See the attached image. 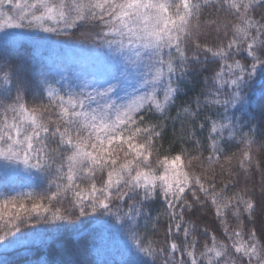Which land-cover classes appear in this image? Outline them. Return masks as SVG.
Instances as JSON below:
<instances>
[{
    "label": "snow or ice",
    "instance_id": "1",
    "mask_svg": "<svg viewBox=\"0 0 264 264\" xmlns=\"http://www.w3.org/2000/svg\"><path fill=\"white\" fill-rule=\"evenodd\" d=\"M206 10L225 13L210 21L214 45L201 43ZM197 75L199 94L178 106ZM253 121L264 125V0H0V248L55 244L54 264H264L253 215L264 173L259 192L232 191L233 159L245 185L259 171L244 132ZM169 123L197 148L207 129L208 155L160 156ZM233 141L239 155L225 156ZM217 165L228 177L219 186ZM157 198L162 242L148 235ZM203 209L223 239L208 227L203 244L192 235L186 214ZM72 245L90 259L69 258Z\"/></svg>",
    "mask_w": 264,
    "mask_h": 264
},
{
    "label": "trees",
    "instance_id": "2",
    "mask_svg": "<svg viewBox=\"0 0 264 264\" xmlns=\"http://www.w3.org/2000/svg\"><path fill=\"white\" fill-rule=\"evenodd\" d=\"M225 13H213L210 14L208 10L205 11V14L201 17V31L204 35L201 38V43H208L209 45H214L217 42V32L216 28L211 25L210 21L215 20L217 16L223 17ZM83 31V30H81ZM79 35V33H77ZM220 39H226L224 37H220ZM58 48V47H57ZM58 51L60 49L58 48ZM26 55H31V50L29 49L25 53ZM52 53V49L50 48L48 51L44 53L45 56L50 55ZM36 61L39 63L40 58L36 57ZM198 67V66H193ZM202 80L201 75L194 76L191 80V83L188 85V91L186 96H181L177 100V105L181 106L185 102H193L196 95L199 94L201 88L203 87L202 83H198V81ZM32 103V101H30ZM176 109H172V115L175 116ZM207 114V110L201 113V117ZM154 119V118H150ZM191 124L188 123L186 127H190ZM177 131L173 132V126L171 123L168 125V129L165 132L164 138L161 141L162 147L160 148V156L165 154L173 155L176 152L181 151L182 149L186 151L187 155L185 156L184 160L185 163L189 156H197L198 154L201 155V159L208 155L207 151V143L204 140V137L207 136V129L204 130L203 133L198 132L197 136L201 140V145L199 148L191 142H185L177 140L176 137L180 135L179 130V123L176 125ZM249 128H254V131H249ZM244 132L248 133L249 137L255 140V143L252 146V151L255 156V159L259 162V171L253 168L248 174V183L245 185L244 183V173L237 167V160H232V167L233 172L237 173L240 177V183L237 185L236 189H232V191L238 190L242 187L252 188L255 186L256 191L259 192V183L261 180V173H264V125H260L258 121H253L249 127L244 128ZM224 148V155L231 156L233 153H237L239 155V151L241 145H239L236 141H233L229 144L222 145ZM223 163V158L221 160ZM199 162H194V167L199 172L201 170L200 167H197ZM209 165L207 163L203 164V168H208ZM228 165L225 164V168ZM215 171L217 173V185L219 186V181L223 179H228L226 175L220 174L219 166H215ZM211 176V173H209ZM40 191V189H37ZM149 211L153 218L159 215V223L155 225V231H151L152 223L149 222V231L148 235L158 241H163L165 238V231L168 227L169 221L165 214V205L162 200L157 198L155 202L149 205ZM254 217L259 223L261 220H264V206L258 205L256 211L254 212ZM186 219H191L195 221L197 224V232H194L192 235L197 237L200 240V243L203 244L205 240L208 238L205 236L199 235V229L203 227H208L212 232H215L217 236L221 239L223 237L220 235V226L216 221L214 213L210 209H203L202 211L198 212L196 215L189 216L186 214ZM228 222L231 227L235 228L238 226L237 222L232 216L228 217ZM144 223L143 221L141 222ZM247 225V221H245ZM251 227V225H247ZM182 235V233H181ZM72 252V256L69 258H79V259H90V257H85L79 245H72L70 248ZM61 253H59L58 245H51L48 249H41L39 251L33 250L31 252H25L24 250H17L14 248H8L7 250L0 248V264H37V261L43 259L49 264H54V262L60 259Z\"/></svg>",
    "mask_w": 264,
    "mask_h": 264
},
{
    "label": "rangeland",
    "instance_id": "3",
    "mask_svg": "<svg viewBox=\"0 0 264 264\" xmlns=\"http://www.w3.org/2000/svg\"><path fill=\"white\" fill-rule=\"evenodd\" d=\"M44 35H47V34H44ZM55 52H58V48L57 47L54 50L52 49L53 55L55 54ZM63 54H65L67 56H71L72 55V49L65 47L63 49Z\"/></svg>",
    "mask_w": 264,
    "mask_h": 264
}]
</instances>
